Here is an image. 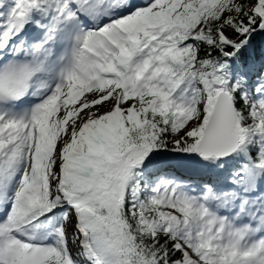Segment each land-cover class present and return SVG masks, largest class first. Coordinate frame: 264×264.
Wrapping results in <instances>:
<instances>
[{"label": "snow or ice", "instance_id": "1", "mask_svg": "<svg viewBox=\"0 0 264 264\" xmlns=\"http://www.w3.org/2000/svg\"><path fill=\"white\" fill-rule=\"evenodd\" d=\"M0 264H264V0H0Z\"/></svg>", "mask_w": 264, "mask_h": 264}]
</instances>
